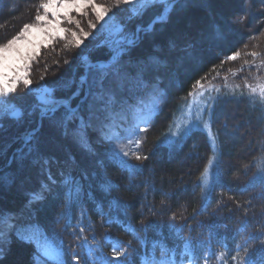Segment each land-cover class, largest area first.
<instances>
[{"label":"trees","instance_id":"trees-1","mask_svg":"<svg viewBox=\"0 0 264 264\" xmlns=\"http://www.w3.org/2000/svg\"><path fill=\"white\" fill-rule=\"evenodd\" d=\"M42 2L0 0V45L25 24L35 22ZM87 13L89 22L91 15ZM159 13L155 7L136 16L131 11L119 19V37L114 39L85 37L77 46L65 33L51 51L42 50L30 65L31 85L20 82L8 96L23 117L0 118V168L11 155L17 157L0 172L6 178L0 185V209L13 214L11 224L15 225L6 233L8 245H0V264H35L42 244L55 251L54 256L49 255L50 264H60L61 260L74 264V253L81 256L82 264H93L101 254L110 260L114 246L128 245L135 250L129 255L134 264H141L145 257L148 263L153 256L157 260L170 258L171 251L164 248L175 249V258L180 260L185 243L201 257L211 254L207 264H237L231 258L237 245L243 246L249 237L264 232V184L254 180L258 169L264 167V110L253 107L246 96L221 94L226 98L219 99L210 132L196 127L175 139L170 137L185 102L200 91L193 88L197 79L215 69L202 81L205 91L223 87L224 77L241 85L243 77L251 75L253 65L264 61V4L260 0H178L167 19L142 31L135 43L125 47L121 62L133 69V74L135 65H150L154 56L163 57L161 66L146 72L148 87H131L119 97L121 102L105 121L104 132L112 140L101 141L96 127L86 130L93 152L78 143L72 130L79 121L65 122L63 107L39 121V96L51 92L56 99H65L79 90L70 102L73 107L83 104L85 99L79 100L85 90V65L107 61L117 42L131 39L138 27L147 26ZM240 17H244L243 22ZM75 19L80 22L77 29L87 33L82 17ZM217 32L226 38L218 40ZM63 40L69 46L61 47L66 43ZM253 51L260 53L255 60L248 55ZM234 52L240 53L238 58L227 61ZM94 71L87 73V91ZM86 107L81 110L85 117ZM37 127L31 141L35 151L21 161V150L28 152L22 140ZM128 134L134 135L137 143L133 153L125 157L117 146ZM247 143L251 146L243 152ZM136 155L148 159L137 160ZM121 160L136 170L122 166ZM213 162L216 166L205 186V173ZM61 173H71L81 186L71 206L66 204L67 188L61 183ZM49 175L57 183L52 184ZM106 182L112 185L110 189L106 190ZM45 184L49 190L42 191ZM33 193H40L43 199L33 200ZM145 226L146 231H140ZM133 229L137 230L135 236ZM18 230L25 239L17 235ZM84 237L87 247L83 246ZM247 247L249 251H241L239 259L251 256L253 264H260L264 245L252 241ZM89 248L94 250L92 254Z\"/></svg>","mask_w":264,"mask_h":264},{"label":"snow or ice","instance_id":"snow-or-ice-1","mask_svg":"<svg viewBox=\"0 0 264 264\" xmlns=\"http://www.w3.org/2000/svg\"><path fill=\"white\" fill-rule=\"evenodd\" d=\"M189 0H180V3H187ZM262 4H264V0H260ZM123 4H134L138 5L132 9L133 15H141L145 10L150 7H154L157 5H162L163 10L156 17V21H162L167 19L170 12L175 10L177 0H116V6ZM39 9L43 10V14H40ZM39 9L37 14L35 15V22L25 24L20 32L15 35L13 38L7 40L6 43L0 45V118H2L6 113L14 119H21L23 117V112L17 108L14 103L11 101H7L2 99L3 97H7L11 93L15 92L17 85L23 80L24 85L30 86L31 80L28 79V70L30 68V62L35 59L33 53L39 54V46L40 44L35 42L36 36L34 34H39L41 37V43H50L55 36L59 35L63 38V35L68 29L62 28L61 22L62 19L66 20L68 24L75 23L79 28V21H75L71 15L74 11L78 15L87 16V11L90 10L96 17L97 20H102L104 15L107 13V9L97 5L95 0H43L42 3L39 4ZM49 14H51L52 19H49ZM244 17H240V22H243ZM154 21V22H156ZM89 27L94 28V24H89ZM151 25H149V29ZM82 31V30H81ZM122 32L123 29H120ZM87 35V33H85ZM72 36L76 38L77 46L81 43L80 39L77 37L76 32H72ZM216 38L218 40L225 39V34L223 32H217ZM119 44V42H117ZM127 44H132L134 41L132 39H126ZM247 47V45H245ZM125 48L122 46H118L112 49L113 55L108 64L105 65H90V69H95L92 75V80L88 85V91L85 97L83 104L78 105L77 107H73L71 105V99L75 96H78L79 90L73 93V97L65 98V99H56L51 92L48 95L40 97V115L41 118L50 117L54 115L57 110L61 107L64 109V121L65 122H75L79 121L78 124L73 128V134L77 138L78 143L84 148L87 152H93V148L89 143L87 137V129L96 127L101 132L100 140L101 141H110L112 140V136L108 135L104 132L105 121L109 119L112 112L115 110V107L118 103H120L119 97L124 91L129 90L131 87H148L145 84V74L146 72H150L153 69H159L161 66V61L163 57L154 56L151 64H137L134 66V74L133 69L125 66L121 62V56L125 52ZM239 52H234L232 55L227 56V61H235ZM253 60L260 56V53L253 51L248 53ZM67 63V61H65ZM224 61L221 62V67L223 66ZM245 65L248 64L246 60ZM256 71L259 72L261 67H264V61H262L261 65L256 66ZM215 71V69H211L209 73L205 74V76L200 77L195 81L193 85L194 89H199L201 94L204 90V85L202 81L207 80L210 76L211 72ZM241 72L245 71L244 66L240 69ZM217 77L220 75L219 72L216 73ZM43 79V77H42ZM244 84L236 85L235 87L240 90L241 97H248L249 103L253 107H259L261 110H264V87H259V95L256 93L258 91V87L252 86L248 82V77H243ZM259 79V77H257ZM225 86L227 85V77H224ZM154 91L157 90L155 85H152ZM209 96L203 108L198 109L199 115L195 116V118L191 121L190 126H186L185 134L192 131L194 128L199 127L202 123L206 129L211 131L212 118L215 114L216 106L221 98L220 88H215V92L217 95L213 96L212 89H208ZM193 95L192 92H189V96ZM186 99V98H185ZM87 105L86 111L87 116L85 117L81 114V110L84 105ZM8 107H5V106ZM206 117V118H205ZM66 126V125H65ZM67 130V126H66ZM146 129H141L144 131ZM175 135V133H173ZM119 139V137H116ZM34 139V133H31L25 137V147L28 148V152L25 153L23 150L20 152L19 159L23 161L27 155H31L35 149L33 148L31 141ZM216 137H212L213 147L215 146ZM123 156L127 157L129 153L127 151H123ZM13 161L17 159V157L13 156ZM137 160H146L147 156L136 155ZM120 164L124 167H127L130 171H135L136 168L134 165L127 164L126 161L121 160ZM63 179L61 183L67 188V201L66 204L71 206L74 203V193L76 197H79V191L81 186L78 181L71 175V173H61ZM5 176L0 173V185H3L5 182ZM49 181L52 184L57 183L51 175L48 177ZM258 179L262 184H264V167H260L254 177V180ZM112 185L109 182H106L105 188L110 189ZM43 190H49V185L45 184L42 186ZM264 199V197H261ZM32 199H43V196L38 193H33ZM249 207L244 209V215L247 216L250 210L251 201L248 202ZM240 207V205H237ZM13 219L12 213H5L2 209H0V240L3 239L5 232L3 230V225L7 224L9 229L15 227V225L11 224L10 221ZM173 220L176 219V216L173 215ZM247 221H244L245 226H247ZM187 226V225H185ZM147 226L140 231H146ZM261 228H264V225H261ZM84 229L81 228L80 232L83 233ZM137 230H132L133 235H136ZM17 235L20 236L21 239H25L22 231H17ZM84 245L87 247V238L84 237ZM252 241H259L261 245H264V232H261L260 235H253L248 238L246 243L243 246L237 245L235 252L236 255L231 258L237 261V264H253L251 256H248L246 259L241 261L239 259V253L241 251L247 253L248 247L247 244ZM142 243L146 242L145 240L141 241ZM155 248V245H154ZM89 254L93 253V249H88ZM135 250H132L130 245L125 246L124 248L113 247V253L111 259L104 258L103 254L99 257H96V260L93 264H134L133 261L129 260V255L133 253ZM163 251H171L170 258H163L160 260L155 259L153 256L151 260V264H185L183 257H188L187 264H200V260L204 259L205 264H207V260L210 258L211 254L206 257H201L199 254L195 253L192 247L188 244H184V250L181 254V259L177 260L176 250L175 249H167L164 248ZM229 254L231 250H228ZM44 256H48V252L45 251L43 253ZM123 257V259H122ZM74 264H82L81 256L78 253H74L72 257ZM60 264H64V261L61 260ZM141 264H148L147 257L141 260ZM260 264H264V259L261 260Z\"/></svg>","mask_w":264,"mask_h":264},{"label":"rangeland","instance_id":"rangeland-1","mask_svg":"<svg viewBox=\"0 0 264 264\" xmlns=\"http://www.w3.org/2000/svg\"><path fill=\"white\" fill-rule=\"evenodd\" d=\"M95 3L97 5H99V6L107 9V13H106V15H104V18L102 20H97L95 15L90 10H85V11L89 12V15H91L90 19H89V22H87V20H88L87 16L78 15L74 11L71 13V15H72V17H73V19L75 21H77L75 19L76 16H78L79 18L82 17V19H83V21L85 22V25H86L84 30L88 31L87 35H85V33L82 34L80 32V30L77 29L78 27L76 26L75 23H73L71 25V24H68L66 20L62 19V22H61L60 26L62 28L68 29V31H66L65 33H68V36H71V38L73 39L72 40L73 43H76V38H74L72 36V32H76L77 33V37L80 39V41H83V38H85V37L90 38V39H94L95 37L96 38L97 37L101 38L103 36L105 39H111V38L114 39L113 37H117L119 35V33L117 31L119 29V24H120V20L119 19H124L125 17H127V15L130 14L132 9L134 7H136V6H138V5H134V4H131V3L130 4L121 3L119 5V7H117L116 6V0H95ZM154 7H155V9H160V13L163 10V6L162 5H157V6H154ZM160 13H159V15H160ZM49 19H52L51 14H49ZM90 23L94 24L95 27L94 28L89 27ZM146 27L147 26L138 27L137 30L135 31V33L133 34L131 39L136 37L135 41L138 40L140 38V33L142 31L147 30ZM139 28L141 29L140 31L138 30ZM65 33L63 35V38L65 37ZM34 35L36 36V41L35 42L40 44V46H39V54L37 55L36 53H33V55L35 56V59H33L30 62V65L35 62L37 57L41 54L42 50L50 49V51H51L52 49L50 47L53 46L57 40L59 41V40L63 39L59 35H57V36H55L54 39L51 40L50 43H47V46H45V43H41L40 42L41 41V37L39 36V34H34ZM65 42H66L65 40L62 41V43H65ZM57 44H59V42ZM65 44H62L61 47L69 46L68 45L69 43L66 42ZM123 44L124 43L117 44L116 46H114V48L118 47V46H122ZM122 47L125 48V46H122ZM261 63L262 62H258L255 65L259 66V65H261ZM257 77H259V79H257ZM20 82L23 83V80H21ZM248 82L250 84H252V86L258 87V91L256 93V95L258 96L259 95V87H264V67H261L259 72L256 71L255 67H253V71H252L251 75L248 77ZM243 84H244V81L241 84V86H243ZM236 85H240V84H237V82H235L234 80H230L229 82H227L226 86L224 84L223 87H220V91H221V89L224 90V92H222L221 94L225 95V96H228V97H230V96L231 97H235V98L241 97L240 94H239L241 89H237L235 87ZM215 88L214 89L212 87L210 88V89H212V93L211 94L213 96L217 95V93L215 92ZM8 96L7 97H3L2 99H5V100L9 101L8 100ZM42 96L43 95L39 96V98L42 97ZM208 96H209V92L208 91L204 90L202 92V94H201L200 91H198V92H196V94H194V96L192 98L188 99V101L185 102V105H184V107L181 110V114L179 115V117L176 118V120L173 123V126L171 127V131H170L171 139H175L177 134H181L182 135V134L185 133L186 126H190V123L195 118V116L199 115L198 109L204 107V105H205V103H206V101L208 99ZM225 96L221 97L220 99L226 98ZM12 103H14V102H12ZM5 107H8V106L6 105ZM5 115H8V114L6 113ZM145 118H147V117H144V119ZM143 123H144V121H143ZM140 127L141 126H139V129H141ZM199 127L202 128L205 131H209L208 129H206L204 127V125L202 123L199 125ZM233 128H235V127H233ZM173 133H175V135H173ZM24 138L22 140L23 141L22 147H24V145H25ZM230 141H232V140H230ZM136 143H137V141H136L135 136L132 135V134H128L125 137H123L122 140H120L118 142V144L120 145L121 148L119 146H117V147L119 148V151L121 153H123V151H127L130 154V153H133V151H134L133 149H134ZM250 146H251L250 143L248 145H246L245 148L243 149V152L249 150ZM11 157H12V155L9 157L8 161L10 160ZM11 160H12V158H11ZM7 163H6V165H7ZM215 166H216V164L214 162L209 164L208 170L206 171L205 178H204L205 186L209 185V183L211 181L210 180L211 179V177H210L211 176V171H212V169ZM0 245H2V246L8 245V237L6 236V234L4 235L3 239L0 240ZM41 250H42V254L37 256V257H35V259H34L35 264H50L49 263V261H50L49 259L52 258V257H49V255L51 253L52 254L51 256H54L55 251L53 250V248H51V247H49V246H47L45 244H42V249ZM45 251L48 252V256L47 257L43 255V253Z\"/></svg>","mask_w":264,"mask_h":264},{"label":"water","instance_id":"water-1","mask_svg":"<svg viewBox=\"0 0 264 264\" xmlns=\"http://www.w3.org/2000/svg\"><path fill=\"white\" fill-rule=\"evenodd\" d=\"M178 1V0H177ZM157 17V16H156ZM156 17L147 25V27H146V29L147 30H150L152 27H153V25L155 24V23H157V22H161V21H156ZM154 21H156V22H154ZM162 21H164V20H162ZM149 25H151V28L149 29ZM139 31L141 30L140 28L138 29ZM137 34V33H136ZM136 38V37H135ZM135 38H133L132 40L133 41H135ZM129 45H131V44H127V43H124L122 46H129ZM112 55H113V52L111 53V56H110V58H109V60L108 61H99V62H96V63H88V64H86V66H85V70H84V76H83V78H82V81H83V83H84V85H85V93H84V95H83V97L80 99V101L79 102H82L84 99H85V97H86V94H87V85H86V76H87V72L90 70V65H105V64H108L109 63V61L111 60V58H112ZM75 107H77V105L75 106ZM40 119H41V115L39 114V121H40ZM37 129H38V127L36 128V129H34V130H32L31 132H29L27 135H29V134H31V133H35L36 131H37ZM24 140H25V138H24ZM21 150V148L20 149H16V150H14L13 151V153H16V152H18V151H20ZM12 158V157H11ZM11 158H10V160L8 161V163H7V165L6 166H4V167H2V168H0V172L3 170V169H5L9 164H10V162H11Z\"/></svg>","mask_w":264,"mask_h":264},{"label":"bare ground","instance_id":"bare-ground-1","mask_svg":"<svg viewBox=\"0 0 264 264\" xmlns=\"http://www.w3.org/2000/svg\"><path fill=\"white\" fill-rule=\"evenodd\" d=\"M14 221V220H13Z\"/></svg>","mask_w":264,"mask_h":264}]
</instances>
